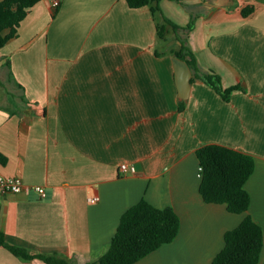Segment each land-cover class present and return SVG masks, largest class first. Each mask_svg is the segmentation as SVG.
I'll return each instance as SVG.
<instances>
[{
	"label": "crops",
	"instance_id": "obj_1",
	"mask_svg": "<svg viewBox=\"0 0 264 264\" xmlns=\"http://www.w3.org/2000/svg\"><path fill=\"white\" fill-rule=\"evenodd\" d=\"M158 4L179 26L164 39L148 5L37 0L0 47V175L47 192L0 195L8 243L95 264L123 212L144 198L171 206L180 223L172 241L131 264H210L247 215L262 229L264 264V0ZM181 44L223 88L238 85L228 100L192 71L181 99L172 65ZM209 143L253 156L246 211L202 199L195 150ZM0 264L48 263L0 246Z\"/></svg>",
	"mask_w": 264,
	"mask_h": 264
},
{
	"label": "trees",
	"instance_id": "obj_2",
	"mask_svg": "<svg viewBox=\"0 0 264 264\" xmlns=\"http://www.w3.org/2000/svg\"><path fill=\"white\" fill-rule=\"evenodd\" d=\"M37 0H0V47L17 32L21 20ZM181 1V0H175ZM131 8L148 5L153 15L159 38H166L168 27H179L163 15L159 0H125ZM253 11L252 6L243 7L241 12L247 16ZM187 29L191 24L186 25ZM8 32L5 33V30ZM179 37V36H178ZM182 58L192 71L193 77L215 89L222 98L229 95L238 85L223 88L220 75L213 71H202L196 63L194 53L181 44L173 51ZM198 165L201 166L199 193L205 202L224 204L229 212H244L250 204V195L244 188L253 171L254 158L241 150L209 143L195 150ZM0 154V160H3ZM179 217L171 206L158 208L142 198L127 208L120 217L116 230L108 247L101 253L95 264H131L174 239L178 233ZM224 244L213 257L210 264H257L263 242L259 223L247 215L236 226L224 232ZM0 246L6 247L15 256L28 260L39 258L48 264H74L70 260L54 254H40L28 251L6 241L0 231Z\"/></svg>",
	"mask_w": 264,
	"mask_h": 264
},
{
	"label": "built area",
	"instance_id": "obj_3",
	"mask_svg": "<svg viewBox=\"0 0 264 264\" xmlns=\"http://www.w3.org/2000/svg\"><path fill=\"white\" fill-rule=\"evenodd\" d=\"M58 0H52V6H56ZM120 169L122 171H134L135 168L133 165H128L126 163L120 164ZM201 166L198 165L199 176L201 172ZM32 187L33 190L39 195L40 198H45L47 196L46 190L41 185H27L22 182L21 178L16 175H0V195L7 192H15L19 193L22 191H28ZM88 202H94L99 200V196L97 194H91L87 198Z\"/></svg>",
	"mask_w": 264,
	"mask_h": 264
},
{
	"label": "water",
	"instance_id": "obj_4",
	"mask_svg": "<svg viewBox=\"0 0 264 264\" xmlns=\"http://www.w3.org/2000/svg\"><path fill=\"white\" fill-rule=\"evenodd\" d=\"M172 65L175 71V81L179 91V96L181 97V99H185L188 96L191 70L188 65L182 60V58L178 56L173 57Z\"/></svg>",
	"mask_w": 264,
	"mask_h": 264
}]
</instances>
